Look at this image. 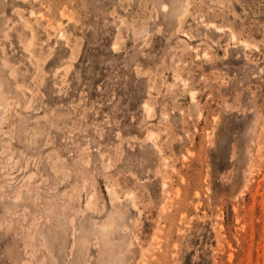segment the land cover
Segmentation results:
<instances>
[{
    "label": "rangeland",
    "instance_id": "1",
    "mask_svg": "<svg viewBox=\"0 0 264 264\" xmlns=\"http://www.w3.org/2000/svg\"><path fill=\"white\" fill-rule=\"evenodd\" d=\"M0 264H264V0H0Z\"/></svg>",
    "mask_w": 264,
    "mask_h": 264
}]
</instances>
